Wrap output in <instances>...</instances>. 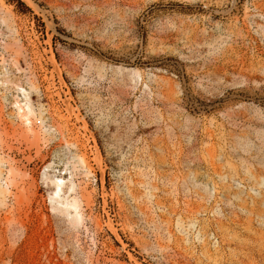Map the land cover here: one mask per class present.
Returning <instances> with one entry per match:
<instances>
[{
	"label": "rangeland",
	"instance_id": "rangeland-1",
	"mask_svg": "<svg viewBox=\"0 0 264 264\" xmlns=\"http://www.w3.org/2000/svg\"><path fill=\"white\" fill-rule=\"evenodd\" d=\"M0 264H264V0H0Z\"/></svg>",
	"mask_w": 264,
	"mask_h": 264
},
{
	"label": "bare ground",
	"instance_id": "bare-ground-1",
	"mask_svg": "<svg viewBox=\"0 0 264 264\" xmlns=\"http://www.w3.org/2000/svg\"><path fill=\"white\" fill-rule=\"evenodd\" d=\"M26 99L29 100V94L28 93L26 95ZM24 106L27 108L26 112L24 113L25 110L21 104L19 105V111L23 112L24 113L23 116L27 119V121L30 122V120H31L30 116H32L34 114L33 107L31 106L30 103L29 104L26 103ZM52 181L55 185L56 192H61L63 187H64V184L66 183V178L54 176V178H52Z\"/></svg>",
	"mask_w": 264,
	"mask_h": 264
}]
</instances>
